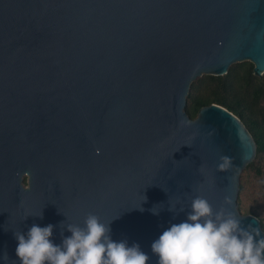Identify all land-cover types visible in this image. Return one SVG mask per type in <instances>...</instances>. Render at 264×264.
<instances>
[{
  "label": "water",
  "instance_id": "95a60500",
  "mask_svg": "<svg viewBox=\"0 0 264 264\" xmlns=\"http://www.w3.org/2000/svg\"><path fill=\"white\" fill-rule=\"evenodd\" d=\"M245 61L264 73V0H0L4 264H19L14 232L33 224L54 225L60 244L68 223L113 220V240L157 264L151 243L194 197L214 209L229 197L242 215L252 135L219 105L194 119L185 108L195 80ZM223 156L232 164L218 171Z\"/></svg>",
  "mask_w": 264,
  "mask_h": 264
},
{
  "label": "clouds",
  "instance_id": "9594fccd",
  "mask_svg": "<svg viewBox=\"0 0 264 264\" xmlns=\"http://www.w3.org/2000/svg\"><path fill=\"white\" fill-rule=\"evenodd\" d=\"M231 164V158L223 156L217 170L226 171ZM146 201L144 196L135 209L143 212ZM230 205L229 197L224 198L219 209L202 196L194 197L185 219L171 223L151 243L150 251L157 264H264L260 228L244 225V216L227 210ZM157 206L150 209L153 215H159ZM168 210L177 215L185 212L184 207L169 206ZM34 217L42 219V212ZM112 221L105 223L88 214L82 225L68 223L66 230L70 235L60 244L51 239L54 225L33 224L27 233L14 232L15 255L19 264H150V255L138 243L130 246L127 239L113 240ZM5 260L8 261L6 253L0 262L4 264Z\"/></svg>",
  "mask_w": 264,
  "mask_h": 264
},
{
  "label": "trees",
  "instance_id": "16d2710c",
  "mask_svg": "<svg viewBox=\"0 0 264 264\" xmlns=\"http://www.w3.org/2000/svg\"><path fill=\"white\" fill-rule=\"evenodd\" d=\"M211 104L236 116L253 137L256 154L241 173L237 203L241 208L249 197L254 198L244 213L256 217L264 233V201L258 199V193L264 192V73L257 75L253 63L245 61L233 64L225 75L198 78L191 85L185 110L194 119Z\"/></svg>",
  "mask_w": 264,
  "mask_h": 264
},
{
  "label": "rangeland",
  "instance_id": "374dc122",
  "mask_svg": "<svg viewBox=\"0 0 264 264\" xmlns=\"http://www.w3.org/2000/svg\"><path fill=\"white\" fill-rule=\"evenodd\" d=\"M240 177H241V175H240ZM239 184H240V180H239ZM258 192H263V191H261V190H257L255 193H258ZM258 195H260V196H258V199H259L260 201H264V192H263L262 194L258 193ZM253 201H254V198H250V197H249V198L247 199V203H246V204H244L241 208L238 207L239 212H240L242 215H246V213H244V211L247 210V209H249V207L252 205ZM237 206H238V203H237Z\"/></svg>",
  "mask_w": 264,
  "mask_h": 264
}]
</instances>
